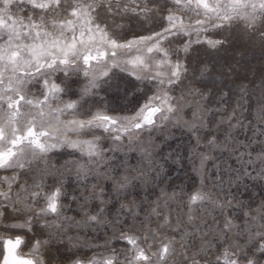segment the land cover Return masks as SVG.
<instances>
[{
	"label": "snow or ice",
	"instance_id": "6c2138e0",
	"mask_svg": "<svg viewBox=\"0 0 264 264\" xmlns=\"http://www.w3.org/2000/svg\"><path fill=\"white\" fill-rule=\"evenodd\" d=\"M241 25L264 0H0V264H264V81L194 83Z\"/></svg>",
	"mask_w": 264,
	"mask_h": 264
},
{
	"label": "rangeland",
	"instance_id": "374dc122",
	"mask_svg": "<svg viewBox=\"0 0 264 264\" xmlns=\"http://www.w3.org/2000/svg\"><path fill=\"white\" fill-rule=\"evenodd\" d=\"M16 7L22 9L18 13L21 17H23L26 12L28 15L32 14L27 8V5L19 4L12 9L14 13ZM146 27H148V25H146ZM261 32H264V29L252 31L241 25V31L233 33V36L236 38H230L231 42L226 45L227 51H221L218 54L213 53L211 57H202L212 60L213 63L209 64V68L212 69L214 66L215 70L211 72V76H205L202 80L198 77L194 82L196 86L207 88L208 90L223 88L224 91H228V89L231 88L236 97L239 95L236 86L241 84V82L250 90L259 89L262 81H264V36H261ZM193 66H195V61H193ZM132 83L134 84L136 82L132 81ZM225 84L228 87H224ZM141 87H143V85ZM106 95L109 99L114 98L113 93H107ZM129 98L132 99L133 97ZM171 132L174 135L169 139V147L165 148V151L176 149L179 143L187 142V135H182L180 130L171 129ZM166 167L174 170L171 171V175L168 176L164 184H161L159 187L166 188L171 192L176 185L184 184L190 186L193 183H198V178L192 173L191 165L187 164V162L179 166L169 164L166 165ZM169 185L172 187L169 188ZM159 187L156 189L157 192H159ZM249 188L255 199L259 200L261 197H264V191L261 190L260 185L253 186L250 181ZM247 197L248 193L244 192L240 198L246 199ZM173 207H175V205H173ZM99 242L102 244L103 239ZM112 243L117 248L122 247L116 240H113Z\"/></svg>",
	"mask_w": 264,
	"mask_h": 264
}]
</instances>
